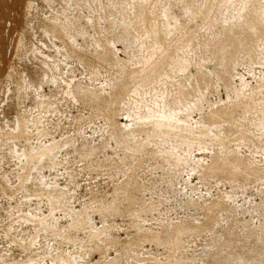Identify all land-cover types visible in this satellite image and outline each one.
<instances>
[{
    "label": "rangeland",
    "instance_id": "obj_1",
    "mask_svg": "<svg viewBox=\"0 0 264 264\" xmlns=\"http://www.w3.org/2000/svg\"><path fill=\"white\" fill-rule=\"evenodd\" d=\"M0 125V264H264V0H0Z\"/></svg>",
    "mask_w": 264,
    "mask_h": 264
},
{
    "label": "bare ground",
    "instance_id": "obj_2",
    "mask_svg": "<svg viewBox=\"0 0 264 264\" xmlns=\"http://www.w3.org/2000/svg\"><path fill=\"white\" fill-rule=\"evenodd\" d=\"M225 6V5H224ZM223 6V7H224ZM33 4L32 3H30L28 6H27V10H26V13H27V15H29L30 13H31V10L33 9ZM31 17V16H30ZM176 27H177V25H176ZM175 27V28H176ZM178 28V27H177ZM176 28V30H178ZM175 30V29H174ZM173 30V31H174ZM185 43H186V41H185ZM179 44V43H178ZM189 44L190 43H188L187 42V44H180V45H175V48L177 49H179V50H181V52H182V50H186V48L188 47L189 48ZM20 48V47H19ZM34 51L37 53H40V51H39V48H35L34 49ZM179 52V51H178ZM150 59V58H149ZM149 59L147 60L148 62H149ZM146 61V62H147ZM145 62V61H144ZM151 62V61H150ZM149 62V63H150ZM148 63V64H149ZM147 64V65H148ZM143 65H145L146 66V64H143ZM142 68H144V67H142ZM166 75V74H165ZM164 75V76H165ZM168 75V74H167ZM167 75H166V78H168L167 77ZM9 78H11L12 77V74H9V76H8ZM20 80H21V88H27L31 83H30V80L28 79V77H27V75H26V73H23V75L20 77ZM164 83V82H163ZM162 83V84H163ZM140 88H141V86H140ZM136 89V88H135ZM143 89V91H145L144 90V88H142ZM137 90V89H136ZM134 91L133 93V95L135 96V93L137 92V91ZM146 90H148V89H146ZM149 92V91H148ZM141 93V92H140ZM151 93V92H150ZM155 93H156V91H155ZM144 94H145V92H144ZM132 95V96H133ZM148 95V94H147ZM150 95V94H149ZM154 95V97L156 98V96H155V94H153ZM157 95V94H156ZM160 95V94H159ZM158 95V96H159ZM151 96V95H150ZM147 97V96H146ZM160 98H162L161 96H159ZM138 98V97H137ZM154 98V99H155ZM151 99H153L152 97H151ZM159 99V98H158ZM158 99H156V100H158ZM163 99V98H162ZM140 100V99H139ZM142 100V99H141ZM140 100V101H141ZM144 100V99H143ZM142 100V101H143ZM136 101V100H135ZM144 102V101H143ZM152 102H153V100H152ZM151 102V103H152ZM154 102H156L155 100H154ZM129 103V102H128ZM133 103V102H132ZM132 103H130V104H132ZM140 103H142V102H140ZM145 103L147 104V102L145 101ZM149 103H150V101H149ZM151 103H150V105H151ZM157 103V102H156ZM159 103H161V102H159ZM134 104V103H133ZM132 104V105H133ZM153 104V103H152ZM126 105H128V104H126ZM131 105V106H132ZM135 105V104H134ZM137 105V104H136ZM140 105H142V104H140ZM139 105V106H140ZM145 105V104H144ZM147 105H149V104H147ZM158 105V104H157ZM155 105H153V107H154ZM135 107V106H134ZM142 107V106H141ZM140 107V108H141ZM147 107V106H146ZM146 107H144V108H146ZM149 107V106H148ZM157 107V106H156ZM162 107V106H161ZM161 107H160V109L159 110H162L161 109ZM130 108V106L128 107V109ZM159 108V107H158ZM134 109H136V108H134ZM142 109V108H141ZM148 109V111L150 112V109L149 108H147ZM151 110H154V109H152L151 108ZM157 110V109H156ZM156 110H154V111H156ZM132 111V110H131ZM130 110H129V113L131 112ZM141 111V110H140ZM153 111H151V113H152ZM157 112V111H156ZM128 113V114H129ZM145 113H146V111H145ZM158 113V112H157ZM131 114V113H130ZM154 114H155V112H154ZM153 114V115H154ZM147 115V114H146ZM29 122H32V119H34V117L31 115V119H30V116L28 117V118H26ZM36 119V118H35ZM170 122V121H169ZM19 123V122H18ZM171 123V122H170ZM170 123H168V122H165L164 120H158V121H156V122H154V124L153 123H151V124H153V131H152V134L154 133V134H156L157 133V131H161V129L162 128H166L167 127V129L168 128H171V129H176L175 127H174V125H171ZM177 123L178 122H176L175 124L177 125ZM19 125V124H18ZM30 125V124H29ZM258 125H261L260 123L258 124ZM258 125H257V127H258ZM152 126V125H151ZM263 126V125H262ZM20 127V126H19ZM18 127V128H19ZM186 127V126H185ZM261 127V126H260ZM259 127V128H260ZM1 130H2V128H1V125H0V132H1ZM23 130V129H22ZM169 130V129H168ZM177 130V129H176ZM175 130V131H176ZM180 130V129H179ZM184 130H185V128H184ZM183 130V131H184ZM21 131V130H20ZM165 131H166V129H165ZM182 131V132H183ZM3 132V131H2ZM168 133H169V131H168ZM171 133V132H170ZM174 133H176V132H174ZM179 133V132H178ZM187 133L188 134H193L192 133V130L191 129H188L187 130ZM184 134H186V133H184ZM184 134H181V135H184ZM23 135H24V133H23ZM162 135H164V134H161V136ZM167 135V134H166ZM166 135H164V136H166ZM180 135V134H179ZM179 135H177L178 136V140L180 141V140H182V138H184V136H186V135H184L182 138H179ZM191 135H189V136H191ZM1 136H3V134L1 133ZM164 136H163V138H164ZM170 136V135H169ZM189 136L188 137H185L184 138V141L183 142H181L182 144L184 143V144H187V145H192L193 144V139L190 137L189 138ZM171 137V136H170ZM170 137H167L168 139L170 138ZM174 137H176V136H174ZM181 137V136H180ZM193 137V136H192ZM195 137V136H194ZM203 137V136H202ZM1 138V137H0ZM162 138V137H161ZM166 138V137H165ZM177 138V137H176ZM161 141V140H160ZM163 141V140H162ZM168 141H170V140H168ZM196 142V141H195ZM194 142V143H195ZM200 142H203V140L202 141H200ZM162 143V142H161ZM165 143V142H164ZM163 143V144H164ZM167 143V142H166ZM165 143V144H166ZM171 142H169V144H170ZM196 144V143H195ZM194 144V145H195ZM197 144H198V142H197ZM204 144V143H203ZM200 146H202V144H199ZM205 145V144H204ZM45 147L46 146H44V149H45ZM193 147V146H192ZM191 147V148H192ZM43 148V147H42ZM48 148V147H47ZM46 148V149H47ZM187 148H189V147H187ZM14 150V149H13ZM51 150H52V147H51ZM168 150H166V152H167ZM15 153L17 154V157H18V160H19V162H20V166H19V169H18V171L16 170V175H17V177H18V183L17 184H15L14 185V183L12 182V180H11V178H10V176L8 175V174H6V173H1V174H3V176L1 177L2 179V181H0V183L1 184H3V185H5V186H7V188H9V190L11 191L10 193H9V198H8V201L10 202V210L8 211V214L10 215L8 218L10 219L6 224H4V225H0V233H3L4 235H6L7 237H9V236H12L13 234H15V233H17V228L16 227H21L22 229L24 228V227H28V226H35V225H37L38 224V222H36L37 221V217H35V215H33L32 213H30V212H25L24 214H21V211L22 210H20V212H19V215L18 216H16V213L14 212V210L15 209H17L18 207H19V205L21 206V205H23L24 206V202H26V201H29V198H31V194L30 195H27L26 193L28 192V188H27V184L30 182V181H34V179L35 180H37V181H39V184H41V186H43V189H44V187L46 186L45 184H44V179L42 178V177H39L38 179H37V177H35L34 176V172H37L38 173V168H37V165L45 158V157H49L50 158V155L52 154V151H48V150H46V151H37V152H34V151H32V152H27L26 150H23L21 153H18L17 151H15ZM169 153V152H168ZM171 154V153H170ZM0 171H1V165H0ZM43 181V182H42ZM46 189H47V187H46ZM7 190V189H6ZM20 192H22L24 195H23V197L24 198H17V196H18V194L20 193ZM8 193V192H7ZM7 195V194H6ZM90 203V202H89ZM88 203V204H89ZM90 204H92V203H90ZM15 205V206H14ZM87 205V204H86ZM88 207H90V206H88ZM91 209V208H90ZM87 207H84V208H82V209H80V210H68V211H71V212H73V213H71L70 215L71 216H75V214H80V212H82V213H88L87 211ZM90 212V211H89ZM0 214H1V208H0ZM67 215H69V213H66ZM89 217H90V215H89V213L87 214ZM104 215V214H103ZM91 219H93V217H90ZM103 218V217H102ZM106 218V217H105ZM104 218V219H105ZM70 219V218H69ZM103 219V220H104ZM1 224V223H0ZM85 222H83V225L81 226L83 229H85L87 226H85ZM102 226V225H101ZM89 227V229H90V231H89V233L90 234H88L89 235V237L91 236V234L92 233H94V231L92 230V229H98L99 231H101V232H103V234L101 235V237L100 238H97V243L98 242H102V238H103V236L105 237V235H106V226L105 227H103L102 229H99L98 228V226L96 225V222H94V220H93V225H89L88 226ZM22 229H21V231L20 232H23L22 231ZM35 230V228H31V231H34ZM23 233H25V232H23ZM32 232H29V234H31ZM19 236H20V234L19 235H16V238H19ZM87 235H85V237H86ZM88 237V236H87ZM87 239V238H86ZM91 240V239H90ZM93 240V239H92ZM73 241V240H72ZM67 242V241H66ZM87 242H88V240H87ZM91 242V241H90ZM89 243V242H88ZM91 244V243H90ZM2 260V256H1V251H0V261ZM76 264H78V262L76 263Z\"/></svg>",
    "mask_w": 264,
    "mask_h": 264
}]
</instances>
